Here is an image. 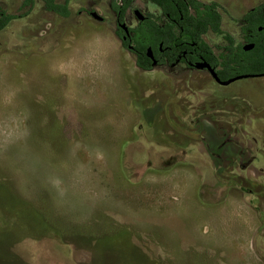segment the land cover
I'll use <instances>...</instances> for the list:
<instances>
[{
  "label": "rangeland",
  "instance_id": "1",
  "mask_svg": "<svg viewBox=\"0 0 264 264\" xmlns=\"http://www.w3.org/2000/svg\"><path fill=\"white\" fill-rule=\"evenodd\" d=\"M25 1L0 9L19 17ZM68 1L62 20L33 0L36 27L21 19L0 37V264H264V77L223 87L144 71L110 0ZM202 1L221 4L237 40L264 2ZM212 130L245 148V170L217 171Z\"/></svg>",
  "mask_w": 264,
  "mask_h": 264
},
{
  "label": "trees",
  "instance_id": "2",
  "mask_svg": "<svg viewBox=\"0 0 264 264\" xmlns=\"http://www.w3.org/2000/svg\"><path fill=\"white\" fill-rule=\"evenodd\" d=\"M45 9L49 12H54L60 16L68 17L70 10L67 4L57 3L56 0H43ZM136 0H118L112 4V10L120 14V18L124 19L126 11L132 6ZM157 5L162 6L163 0H149ZM183 7L184 20L181 21L183 28V35H190L195 40L202 41V35L208 32H213L217 35H223L227 40L226 47H219V59L223 69L220 71L222 79L241 74H259L264 73V50L261 49L259 43L252 51H244L241 44L236 46L235 38L229 33H225L222 29V6L216 1L204 3L199 0H177ZM188 2L189 7L186 5ZM33 0H26L24 6L32 4ZM192 7L195 12L189 11ZM264 5L257 7L255 10L248 12L243 18L244 31H256L257 27L262 24L264 19L263 13ZM14 18L13 15L8 14L5 10L0 9V30ZM134 36L132 41L135 44L136 61L139 68L142 70H152V61L147 54V49L152 47L158 50L160 43L168 37H163L161 27L157 22L148 19L141 22L135 29L132 30ZM117 34L121 37V32L118 30ZM171 39H175V34L170 30ZM128 38V37H127ZM249 41H255L247 37ZM127 46L128 42H124ZM205 49L211 52V49L206 43H202ZM154 66V61H153ZM237 133V132H236ZM227 136V135H226ZM216 139L213 142L207 141L208 150L214 160L217 171L224 174L226 171V161L230 165L237 166V161L241 158L240 147H234L231 143L226 142L225 135L219 136L218 132L212 130V138ZM221 138V139H220Z\"/></svg>",
  "mask_w": 264,
  "mask_h": 264
},
{
  "label": "flooded vegetation",
  "instance_id": "3",
  "mask_svg": "<svg viewBox=\"0 0 264 264\" xmlns=\"http://www.w3.org/2000/svg\"><path fill=\"white\" fill-rule=\"evenodd\" d=\"M116 1L117 0H110V9H111L112 13L115 15L117 31L119 30L121 32L122 45L125 48H127L132 54H134L135 58H136V54L134 51L135 50V44L132 41V37L134 36V32L132 30L135 29L141 22H144L148 19H151L152 21L157 22L158 25L161 27L163 37H165V38L168 37L167 39H164L160 43L158 50H154L152 47H150L152 49V57H150L149 59L152 61V67H153L152 69H154L156 67L167 69L168 72H170L172 75L179 76V77L182 74H185V73L191 74L195 71L206 73L210 77V79L213 83L217 84L218 86H223V87L229 86V85H231V84H233L239 80H243V79L264 77V73H259V74H241V75H236V76L230 77V78L225 79V80L222 79L220 76V71L223 69V66L221 64V60H218L219 59V53L221 52V49L219 47L222 46L225 48L227 45V40L224 39L225 44L218 46L217 50H216L206 39V37H209L211 34L214 35L215 33H213V32H208L206 34H203L202 35V41H198V42L195 40V38H193L192 36H190L188 34L183 35V28L181 26V21L184 20V16L182 15L183 7L181 6L179 1H177V0H163L162 6H161V5H157L153 2H151L149 0H146L149 7L151 5V8L153 10H150L147 13H143L141 11L145 16L144 21H141L137 17V15L135 14V10H137V9H135L133 11L132 6L126 11L124 19H121L119 16L120 14H118L112 10V4L115 3ZM199 1L204 2L202 0H199ZM56 2L59 3L58 0H56ZM209 2H211V1H209ZM209 2H204V3H209ZM60 4H67L68 8L70 10L68 0H66ZM186 5L189 7L188 2H186ZM262 5H264V2H261L260 4L252 7L248 12L253 11L257 7H260ZM25 7H29V10L25 11L24 15H20L19 17H17L14 14H11L14 16V18L7 24V26H5L2 30H0V37L7 36L6 32L10 28H11V30H13V33H14L17 30L15 25L18 22H20L21 19H28L30 21V27L31 28L36 27L35 20L32 17L33 16L32 15L33 14V12H32L33 11V3L28 4ZM189 11L192 13L195 12V10L192 7L189 8ZM70 12H71V10H70ZM82 12L83 11H80V13H82ZM94 12L98 13L96 7L88 8L86 11H84L87 18H91V19L93 18L95 20H98L93 15ZM132 12H133L134 16L138 19V23L135 26H129L127 24V13H132ZM51 13H53L54 15H56V17H59L62 20L69 17V16L63 17V16H60L54 12H51ZM263 13H264V9H263ZM8 14H10V13H8ZM221 14H222V9H221ZM100 22H105V18L103 17V20ZM222 23H223V15H222ZM122 24H126V26L129 28V31H130L131 35L128 36L127 39H124V37L126 36V31H125V28L121 26ZM244 25L245 24L241 21L240 35H239L240 39L239 40L235 39L236 46L238 44H241L244 51H252L253 49L256 48L257 43H259V45L261 46V49L264 50V19H263L262 24L257 27L256 31H252V30L244 31ZM170 30L172 32H174V34H175L174 40L171 39L172 35L170 34ZM247 37H250V38L256 39V40L255 41H249L247 39ZM24 42H25L26 47L32 46L33 48H31L30 51H33L36 49V47L39 43V40L29 38V39H25ZM124 42H128L127 46H125ZM203 42L208 45V47L211 49V52L209 50L205 49L203 46H201ZM247 44H254L255 46L251 50H245L244 46ZM1 46H2V44L0 43V47ZM148 49H147V51H148ZM153 61L157 62V64L154 66H153ZM206 64H210L213 68H215V71H216L219 79L223 82L228 81L230 79L237 78L239 76H244V75H250V76L248 78H242V79L235 80L228 85H224V84H221L215 80V78L212 76L208 67H206ZM144 71H150V70H144ZM243 102L244 101H241L242 104H243ZM243 110H245V107L243 108ZM257 134L258 133L256 132V135ZM256 135H255V137H256ZM259 137L261 138V136H259ZM225 138H226L227 143H230L232 141L230 139V135L225 136ZM254 141L256 143H258V138H254ZM244 154H246L245 148L241 149V158L239 159V161H237V166L229 164L228 168H231L233 171H234V169H237L238 167L241 170H245L249 166V164H243ZM261 159H262L261 156H259L256 153V155L253 156L252 161L253 162L254 161L259 162V161H261Z\"/></svg>",
  "mask_w": 264,
  "mask_h": 264
},
{
  "label": "water",
  "instance_id": "4",
  "mask_svg": "<svg viewBox=\"0 0 264 264\" xmlns=\"http://www.w3.org/2000/svg\"><path fill=\"white\" fill-rule=\"evenodd\" d=\"M135 14L137 15V17L141 20V21H144L145 20V16L144 14L140 11V10H135ZM93 15L99 20V21H102L103 20V17H101L97 12H94ZM122 27L125 28V31H126V36L124 37V39H127L128 36H130V31H129V28L126 26V24H122L121 25ZM254 44H247L244 46V49L245 50H251L254 48ZM147 54L148 56L152 57V49L149 48L148 51H147ZM157 62L154 61V65H156ZM206 67H208V69L210 70L212 76L215 78L216 81H218L219 83L221 84H224V85H228L230 83H232L233 81L235 80H238V79H242V78H248L250 75H244V76H239L237 78H234V79H230L228 81H221L215 71V68H213L210 64H206Z\"/></svg>",
  "mask_w": 264,
  "mask_h": 264
}]
</instances>
